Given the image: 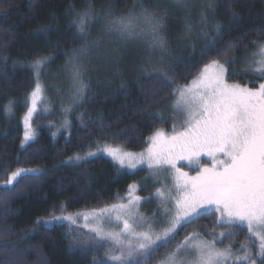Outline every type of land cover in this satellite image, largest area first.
I'll return each mask as SVG.
<instances>
[{
  "label": "trees",
  "instance_id": "trees-1",
  "mask_svg": "<svg viewBox=\"0 0 264 264\" xmlns=\"http://www.w3.org/2000/svg\"><path fill=\"white\" fill-rule=\"evenodd\" d=\"M152 3L0 0V184L17 169L39 170L22 174L11 193L0 189V264H98L104 260L106 249L112 247L109 241L101 245L79 225H45L43 221L53 215L126 203L129 186L147 169L129 171L104 155L80 163L68 161L97 142L142 152L157 129L171 132L174 120L161 111L172 103L177 89L189 85L213 58L226 62L230 82L255 88L264 81L250 69L244 71L248 69L245 60L264 43V0H210L188 11L177 10L160 30L165 44L159 54L141 45L135 49L132 40L107 33L113 16H126L134 8L139 14L141 5L150 9ZM85 13L89 17L81 34L80 17ZM102 40L108 43L101 55L105 59L97 72L90 68L89 75L82 72L87 87L82 97L73 96L69 129L54 136L59 117L54 111H39L32 119L35 138L21 146L22 116L36 83V71L28 63L48 58L40 73L51 95L50 79L59 73L64 79L65 67L81 55L79 49L87 45L88 52L95 54ZM160 69L169 77L164 87L156 78ZM9 106L11 111L6 110ZM156 187L149 185L140 194L150 196ZM216 220L215 214H208L180 226L174 239L158 242L149 259L138 261L159 264L191 233L215 239L219 247L231 244L234 250L240 249L249 236L246 228L229 229L218 226ZM222 232L224 237L219 236Z\"/></svg>",
  "mask_w": 264,
  "mask_h": 264
},
{
  "label": "snow or ice",
  "instance_id": "snow-or-ice-1",
  "mask_svg": "<svg viewBox=\"0 0 264 264\" xmlns=\"http://www.w3.org/2000/svg\"><path fill=\"white\" fill-rule=\"evenodd\" d=\"M175 2L186 6V0ZM88 17L89 13L80 17L81 34L84 33ZM141 20L151 28L153 46L163 47L165 40L160 30L164 26L165 17L157 16L143 5L139 14L134 8L126 16H113L107 31L116 33L122 39L133 38L144 34V28L139 23ZM88 51L87 45L79 49L81 55L74 57L72 62L73 95L77 97H82L87 87L82 79V59ZM254 55L259 56L254 61L255 72L264 79V44L259 45L258 53ZM47 60L37 58L32 64L33 70L37 73L42 71ZM227 74L226 62L213 58L205 63L189 85L177 90L179 99L176 106L186 117L181 130L174 128L169 135L157 129L149 137L146 152L132 154L112 145H106L103 149L121 166L135 168L137 164L146 162L148 168L156 174L171 171L172 188L167 193L157 189L155 194L164 205L167 218L165 228L158 233L154 232L151 223L145 221L147 230H137L136 225L143 217L138 214L141 197L135 195V185L129 186L127 203L93 210L87 214L78 213L76 216L53 215L43 223L50 225L67 221L70 226L76 225L78 216L82 215L85 221L83 227L94 234L98 243L103 245L104 241H110L113 245L106 249L105 259L98 264H129V261L140 264L136 258L149 259L160 246L158 242L167 243L175 238L179 226L192 224L202 215L215 214L218 226L246 228L249 236L241 243L240 249L233 251L234 245L231 244L218 248L215 239L208 240L199 233H191L170 250L160 264H258V261L264 264V83L255 88L229 83ZM156 78L160 81V87L166 86L169 79L167 71L163 69L157 70ZM41 95L42 87L37 83L31 92V106L23 117L21 146L36 136L32 118ZM6 110L11 111V107ZM68 124L66 120L65 127ZM88 155L94 156L95 153L90 152ZM201 156L209 157L211 166L202 164ZM180 161L195 165L196 175L191 176L182 167H178ZM27 172L36 173L39 170L12 171L0 184V189L11 193L15 190L18 178ZM169 201L173 202L172 208L167 206ZM104 219H114L118 225L122 224V228L119 232L106 231L103 227ZM93 223L97 226H90ZM212 235L215 237L217 234ZM225 235L219 233L220 237ZM42 264H46V261Z\"/></svg>",
  "mask_w": 264,
  "mask_h": 264
},
{
  "label": "rangeland",
  "instance_id": "rangeland-1",
  "mask_svg": "<svg viewBox=\"0 0 264 264\" xmlns=\"http://www.w3.org/2000/svg\"><path fill=\"white\" fill-rule=\"evenodd\" d=\"M205 1H210V0H186V6H182V5H177L175 0H152L153 3H152V7L150 8V10H152L157 16H164L165 17V23H166V21L168 19L174 17L177 10L180 11L182 9H185L188 11L194 5H196L198 3H203ZM139 23H140V26L144 28V34H141V35L133 37V38H124V40H126V39L132 40L133 41L132 46H134L135 49H139V47L141 45L144 48L150 49L151 54H159V51L162 47H154L152 37H149L150 35H148L146 33V32H149V33L151 32L150 26L148 24L144 23L142 20ZM106 30H107V28H106ZM137 31H139V28H137ZM107 33L109 34L110 32L107 31ZM106 39H108V38H106ZM260 44H264V43H260ZM259 45H258L257 51L255 53L253 52L254 54L258 53ZM107 46H108V43L105 42L104 40H102L100 42V46H99L100 50L97 49L95 54H90V52L86 53V55L82 59V69H83L82 72L84 73L85 76L89 75V73H87L89 71V70H87V68H90V70L96 69L95 72H97V70L99 68V64L103 63L100 61H103L105 59V56H101V55H102L103 50H105L107 48ZM97 53H99V54H97ZM254 54L251 56V59L245 60L246 63H248V65H246V67L248 69H245L244 71H247L250 69L253 73L256 74L254 61L258 60L259 56L254 55ZM72 62H73V60L71 62H69L67 64V66L65 67L64 72L66 74H64V77H62L64 79H61L60 73H59L58 78L50 79V83H51V86L53 88L51 95H50V92L49 93L47 92L48 90H47V87H45L44 81L42 80L41 73L40 72L35 73V75H36L35 86L37 83H39L41 85L42 95H41V100L38 101L37 111L34 114L38 113L39 111H45V112H53L54 111L57 114V116L59 117V123L54 125L55 126V131H54L55 134H61L64 130L69 129V126L65 127V121L66 120L68 121V119H67L68 118V111L70 110V107L74 103L72 101L73 96H74L73 95V84H72V72H71ZM28 64H29V66L32 67L33 63H28ZM93 71L94 70L91 71V74H94ZM226 79H227V77H226ZM228 82L233 83L230 81H228ZM262 83H264V81ZM181 88H183V87H181ZM181 88H179V89H181ZM34 89H35V87H34ZM178 99H179V92L176 91L175 98L173 99L172 103L169 104L168 106L164 107L163 110L161 111V113L163 115H170L171 116V118L174 120L173 130L175 128V130H177V131L181 130V127L184 124V121L186 119L184 113L176 106ZM71 102H72V104H71ZM30 106H31V93L29 94V96L27 98V108L24 111V115L27 113L28 107H30ZM34 114H33V116H34ZM24 115L22 116V121H23ZM173 130L171 132H168L166 130H164V131L166 133H168L169 135H171L173 133ZM106 145L116 146V145H113V144L108 143V142H97V144L95 146L92 145V147H90L88 150L83 151V152L75 155L74 159L73 158L70 159L68 161V163H76L78 161L80 163L84 160H87L89 158H92V157H95L98 155H104V156L111 158L106 152L103 151V149L105 148ZM148 147H149V143H148L147 148L144 151L138 152V153H132V152H129V153L140 154V153L146 152ZM122 150L125 152H128L124 149H122ZM90 152L95 153V155L89 156L88 154ZM77 156L80 157L79 160L76 159ZM200 160H201L202 164H207L208 166H211V160L209 157L201 156ZM119 166L122 168H126L129 171H137L141 168L147 169L148 173L132 184V185L136 186L135 195H139L141 197V201H140V204L138 206V214L140 217H143V220L139 221L138 224L136 225V227H137L138 231L147 230V225L144 223L145 221H147V222L151 223L152 229L154 230V232H157V233L160 232L163 228H165L167 226V218L164 215V205L161 204L160 198L157 197L155 194H156L157 189H162L167 193L168 190L172 188L173 181H172L171 171H160L158 174H156L153 172L152 169L148 168V165L146 162L141 163V164H137V166L135 168H130V167H127L126 165L125 166L119 165ZM177 166L182 167V169H183V167H186V170H184V169L183 170L187 171L189 173V175H191V176H194L197 173L196 166L195 165H188L186 161L178 162ZM152 184L157 186L154 193H152L150 196H143L140 194L141 189H143L149 185H152ZM167 206L169 208H172L173 202L169 201ZM91 212H93V211H82V212H77V213H74L71 215L76 216L78 213L87 214V213H91ZM44 221H46V220H44ZM55 223H69V222L59 221V222H53L52 224H55ZM84 223H85V221L83 219V216L82 215L78 216L76 225L83 227ZM52 224H50V225H52ZM90 226L95 227V226H97V224L93 223ZM103 227L106 231L119 232L120 229L122 228V224L118 225L114 219H112L111 221L109 219H104L103 220ZM200 236L203 237L204 239H207L206 237H204L201 234H200ZM109 243L111 246H113L110 241H109ZM216 247L224 248V247H219L218 245H216ZM233 251H236V250L233 249ZM183 255L184 254L181 253L182 257H183ZM139 258L140 257H138L136 259L138 260ZM133 263H135V262L129 261V264H133Z\"/></svg>",
  "mask_w": 264,
  "mask_h": 264
}]
</instances>
